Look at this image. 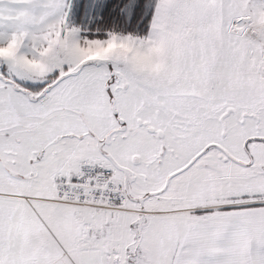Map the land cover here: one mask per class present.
Here are the masks:
<instances>
[{"label": "snow or ice", "instance_id": "6c2138e0", "mask_svg": "<svg viewBox=\"0 0 264 264\" xmlns=\"http://www.w3.org/2000/svg\"><path fill=\"white\" fill-rule=\"evenodd\" d=\"M0 264H264V0H0Z\"/></svg>", "mask_w": 264, "mask_h": 264}]
</instances>
